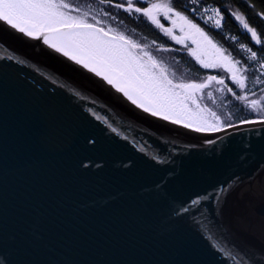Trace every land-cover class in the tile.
Segmentation results:
<instances>
[{
  "label": "snow or ice",
  "instance_id": "snow-or-ice-1",
  "mask_svg": "<svg viewBox=\"0 0 264 264\" xmlns=\"http://www.w3.org/2000/svg\"><path fill=\"white\" fill-rule=\"evenodd\" d=\"M113 10L144 18L175 44L181 45L200 68L217 70L216 74H207L199 81L177 79L175 71L153 54L150 45L107 23L117 19ZM255 14L264 20V9ZM231 15L250 34L251 41L261 46L258 53L240 45L248 53L247 62L235 58L196 22L200 20L215 29L223 28L224 12L205 0H186L183 5L177 0H93L88 4H81L79 0H0V32L18 34L32 42L33 47H45L50 55L66 58L106 82L136 109L164 124L192 133H224L219 138L205 135L183 148L159 137L160 146L155 148L135 142L130 147L125 144L130 154L112 159L110 169L108 149L115 143L111 133L117 130L112 128L111 133L101 136L85 129L75 173L86 181V186H76L74 197H107L142 215L162 210L158 225L161 235L173 232L179 224L190 223L202 238L214 239V235L206 236L205 233L212 232L213 214H222L223 201L229 192L239 187L240 177L202 186L200 177L193 175L185 162L191 160L193 151L210 146V151L200 157L201 165L219 166L232 148L231 138L236 136L244 137L241 161L264 159V95L257 96L248 88L249 73L253 71L258 73L253 84H264V34L258 33L240 13L232 12ZM162 19L169 26L166 27ZM156 50L176 51L162 46ZM0 59L4 61L3 68H11L15 63L18 74L31 67L14 55ZM52 84L53 94L47 99L55 103L56 88L66 86L60 85L58 79ZM3 85H6V74L0 69V86ZM43 88L44 85H39L38 91ZM213 89L230 93L242 102L251 118H241L236 123L230 113L221 114L210 107L205 101L216 103ZM260 92L264 93V87ZM92 115H96L95 111ZM245 125L253 127L245 132L242 130ZM262 170L264 165L257 174ZM112 172L124 178L126 199H122L125 193L109 183ZM62 215L60 209L37 206L13 219L0 197V264H89L76 258L73 236ZM168 244V258L135 264H201L183 249L179 238L169 240ZM209 247L222 264H264V250L248 249L241 254L228 245L209 243Z\"/></svg>",
  "mask_w": 264,
  "mask_h": 264
},
{
  "label": "water",
  "instance_id": "water-1",
  "mask_svg": "<svg viewBox=\"0 0 264 264\" xmlns=\"http://www.w3.org/2000/svg\"><path fill=\"white\" fill-rule=\"evenodd\" d=\"M13 55L31 67L18 74L15 63L3 68L0 59V69L6 74V85L0 86V197L10 218L37 206L60 209L73 236L76 258L89 264H135L168 258V242L175 238L201 264H222L209 243L234 247L241 254L248 249L264 250V170L257 174L264 159L240 160L244 137L231 138L232 148L219 166L201 165L200 157L210 151V146L193 151L191 160L185 162L192 174L200 177L202 186L240 177L239 187L223 201L222 214H213L212 232L205 233L214 235V239L202 238L190 223L161 235L158 225L162 210L142 215L107 197L73 196L76 186H86L75 173L85 129L101 136L111 133L112 128L117 130L111 133L115 143L108 149L110 169L112 159L130 154L125 144L130 147L135 142L155 148L160 146L159 137L183 148L205 135L219 138L224 133L202 135L165 126L66 58L50 55L45 47H33L18 34L0 32V58ZM57 79L66 87L56 88L53 103L47 98L53 94L52 81ZM39 85H44L43 91H38ZM251 127L245 125L242 130ZM108 179L126 199L124 178L112 172Z\"/></svg>",
  "mask_w": 264,
  "mask_h": 264
},
{
  "label": "trees",
  "instance_id": "trees-1",
  "mask_svg": "<svg viewBox=\"0 0 264 264\" xmlns=\"http://www.w3.org/2000/svg\"><path fill=\"white\" fill-rule=\"evenodd\" d=\"M205 2L220 7L221 11L224 12L222 29H215L210 24L205 25L203 21L196 20V22L199 23L217 43L224 48H227L235 58L242 59L244 62H247L246 57L248 53L245 49L240 47L241 44L251 47L253 51L260 52L261 46H257L251 41L250 34L246 32L239 21L235 20L231 13H240L246 18L247 22L258 31V33L264 34V20L255 14L264 9V0H205ZM177 3L183 5L186 3V0H177ZM253 6L255 7V12L253 11ZM225 9H227V11H225ZM113 14L116 15L117 20L121 21L125 28L130 29L142 39L151 42L154 46L175 49L176 51L168 52L175 61L177 69L181 70L187 78L199 81V79L207 74H216L217 70H205L200 68L195 60L183 50L181 45L175 44L174 41L165 36L159 29L155 28L144 18H137L135 16L130 17L123 12L116 13L115 10H113ZM165 23L167 27L169 24L167 22ZM233 36L236 37L235 40L231 39ZM153 41H155V43H153ZM257 75L258 73L255 71L249 73L248 88L255 91L257 96H260L264 95V93L260 92V88L264 87V84H253ZM226 83L232 87L229 80H226ZM213 91L216 103L213 104L212 101H205L210 107L213 105H223L224 111L227 112V114L230 113L233 122L236 123H238L241 118H251L249 109L245 108L242 102L235 100L230 93H225L224 97H221V93L215 92L214 89Z\"/></svg>",
  "mask_w": 264,
  "mask_h": 264
},
{
  "label": "rangeland",
  "instance_id": "rangeland-1",
  "mask_svg": "<svg viewBox=\"0 0 264 264\" xmlns=\"http://www.w3.org/2000/svg\"><path fill=\"white\" fill-rule=\"evenodd\" d=\"M79 2L81 4H88V3H92L93 0H79ZM130 17H132V16H130ZM161 22L164 23L165 26H166V23L165 22H167V21H163V19H162ZM107 23H109L112 27L118 29L119 31L124 32L125 34H127L131 38L136 39V40H138L139 42H141L143 44L150 45V50L153 52V54L155 56H157L159 59L163 60L167 65H170L171 69L175 71V74H176V78L177 79H184V80H188L189 79V78H187L185 76V74H183L181 72V70L177 69V66L175 64V61L172 59V56H171V54L169 52L157 51L156 50L157 49V46L156 45L154 46L151 42L147 41L146 39H142L137 34H135L134 32H132L130 29L125 28L122 25V22L121 21H118L117 19L115 21L109 20V21H107ZM191 80H195V79H191ZM224 95H225V93H221L220 96L221 97H224ZM211 107H213L218 113L227 114V112L224 111V106L223 105H213Z\"/></svg>",
  "mask_w": 264,
  "mask_h": 264
},
{
  "label": "bare ground",
  "instance_id": "bare-ground-1",
  "mask_svg": "<svg viewBox=\"0 0 264 264\" xmlns=\"http://www.w3.org/2000/svg\"><path fill=\"white\" fill-rule=\"evenodd\" d=\"M163 125H165V126H168V127H173V128H180L179 126H174V125H167V124H164V122H161ZM197 134H205V133H197ZM206 134H208V133H206Z\"/></svg>",
  "mask_w": 264,
  "mask_h": 264
}]
</instances>
